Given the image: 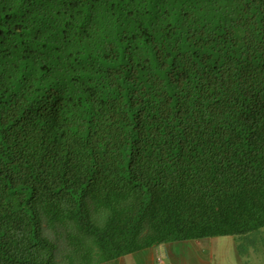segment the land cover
<instances>
[{
	"label": "trees",
	"instance_id": "16d2710c",
	"mask_svg": "<svg viewBox=\"0 0 264 264\" xmlns=\"http://www.w3.org/2000/svg\"><path fill=\"white\" fill-rule=\"evenodd\" d=\"M260 228L264 0H0V264Z\"/></svg>",
	"mask_w": 264,
	"mask_h": 264
},
{
	"label": "crops",
	"instance_id": "0c3cea01",
	"mask_svg": "<svg viewBox=\"0 0 264 264\" xmlns=\"http://www.w3.org/2000/svg\"><path fill=\"white\" fill-rule=\"evenodd\" d=\"M176 240L145 247L103 264H264V232Z\"/></svg>",
	"mask_w": 264,
	"mask_h": 264
},
{
	"label": "rangeland",
	"instance_id": "374dc122",
	"mask_svg": "<svg viewBox=\"0 0 264 264\" xmlns=\"http://www.w3.org/2000/svg\"><path fill=\"white\" fill-rule=\"evenodd\" d=\"M261 230H263V232H264V228H262Z\"/></svg>",
	"mask_w": 264,
	"mask_h": 264
}]
</instances>
